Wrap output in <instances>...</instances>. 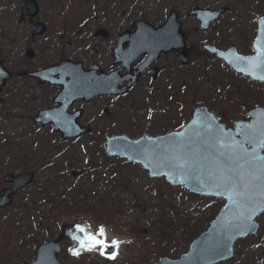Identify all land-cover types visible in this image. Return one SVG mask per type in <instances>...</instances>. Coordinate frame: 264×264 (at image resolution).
I'll return each instance as SVG.
<instances>
[{"label":"flooded vegetation","instance_id":"flooded-vegetation-1","mask_svg":"<svg viewBox=\"0 0 264 264\" xmlns=\"http://www.w3.org/2000/svg\"><path fill=\"white\" fill-rule=\"evenodd\" d=\"M15 1L18 4L21 2ZM35 1L40 7L37 18L22 19L19 14L18 19L5 21L0 27V62L14 75L3 92L8 91L11 83L15 82L11 90L23 100L26 97L37 102L42 92H48L46 104L38 111L64 107L69 104L70 98L61 94L60 87L41 84L36 79L19 75L24 72H38L59 65L62 61L77 65L82 73H91L93 83L101 82L109 89L114 88L115 95H98L88 99L89 101L83 97L70 103L65 115L72 117L76 125L91 130L72 143L93 134L97 130L96 124H115L117 104L122 105V114L126 109L127 113L136 115L140 114L142 107L145 111H151L152 106L159 104L157 114L160 116L161 113L164 120L160 121L161 131L151 135H164L180 129L200 106L207 108L221 124L232 129L235 128V123L259 122L262 118L264 79H253L244 75L245 70H236L225 61L215 58L204 49V44H209L221 52L236 48L237 53L243 57L255 56L252 44L259 34V17L264 14L251 12L247 8H262L264 3L238 6L234 3L229 5L227 0H193V4L191 0H163L160 8L154 12L144 7V0H62L68 7L74 4L78 18L40 20L41 4L44 0ZM166 2L169 3L168 14L163 5ZM50 8H57L56 4L53 3ZM195 8L208 10L209 19H198L195 15H190ZM171 11L176 12L178 22L186 35L185 50L189 59L186 66H182L179 61L182 49L174 43L165 44L166 48L157 53L164 43L177 39L179 41L175 37L174 29H170L168 35H165L164 26L172 22L167 19ZM38 24L44 26V34L34 36ZM143 24L151 28H140ZM141 32H144L145 38L152 40L149 44L138 43L135 39ZM159 37H163L162 41ZM28 51H31L33 57H30ZM181 66L184 69L189 68L187 74L180 72ZM263 71L255 69V72ZM128 77L131 78L130 82L137 80V83L127 88ZM116 92L123 93L116 95ZM182 94L185 100L193 102V109L188 117L186 115L188 120L180 124L177 117L181 110L177 113L176 109L181 108ZM58 95L59 104H54ZM200 96L202 100L197 102L196 99ZM36 114L29 115L33 125L49 129L50 136L61 139L62 135L55 132L52 125H36ZM17 158H21L19 154ZM40 166L45 170V165ZM25 172L33 171L18 170L17 175ZM34 174L36 176L35 172Z\"/></svg>","mask_w":264,"mask_h":264},{"label":"rangeland","instance_id":"rangeland-1","mask_svg":"<svg viewBox=\"0 0 264 264\" xmlns=\"http://www.w3.org/2000/svg\"><path fill=\"white\" fill-rule=\"evenodd\" d=\"M23 1L18 4L15 0H0V27L5 21L19 18ZM144 1V7L154 12L163 2ZM194 2L191 0L192 4ZM227 2L229 5L234 3L232 0ZM53 3L57 8H50ZM258 3H264V0H245L234 4L254 6ZM163 5L168 14L169 3ZM73 6L74 4L68 7L62 0H44L39 19H76L79 15L77 8ZM262 8L264 11V6ZM258 9L256 8L255 12ZM1 59L0 53V61ZM188 70L189 68L182 67L180 72L187 74ZM11 84L13 87L15 82ZM11 87L0 96V191L5 187L4 176L16 174L18 170L35 172L37 180L34 186L15 197L11 209L0 211V264L32 261L37 244L54 239L63 224L72 223L77 219L88 220L93 234L103 227L105 231L124 241L117 257L110 261L103 259L98 249L86 251L76 260L71 259L67 252L70 245L65 243L62 256L64 262L155 264L161 256L177 258L186 252L190 243L186 226L195 233L196 230L206 229L209 216L217 213L223 206L219 200H205L191 195L183 188L171 187L162 179H150L137 166L105 158L104 142L110 134H126L136 138L144 133L160 132L159 125L163 115L157 114L159 104H152L151 111H145L142 107L137 115L127 113L126 109L122 114V105L117 104L115 124H96L97 130L93 134L76 143L63 142L58 137L50 136L49 129L35 127L30 120V117L46 104L48 92H42L40 99L32 102L29 98L24 97L23 100L17 97ZM201 100V96L196 99L197 102ZM180 103L181 108L176 109V112L181 110L177 118L182 124L188 120L193 102L185 100L182 94ZM165 122L167 123V120ZM169 124L172 125L171 122ZM17 153L20 159L17 158ZM40 164L48 166V170H42ZM98 165L105 167L96 169ZM101 199L103 207L100 204ZM35 201L40 205L33 204ZM195 205L202 207L199 214L195 212ZM40 206L46 209L39 208ZM38 212H45L43 217L46 223L44 222L43 229L49 228L51 236L46 235L44 231L39 232L36 228L34 218ZM164 218L173 220L174 225L170 227V224L164 223ZM258 222L260 230L256 240L248 239L236 243L237 258L234 264H261V253L264 249V214ZM106 240L111 244L109 239ZM244 257L246 263L242 262Z\"/></svg>","mask_w":264,"mask_h":264},{"label":"water","instance_id":"water-1","mask_svg":"<svg viewBox=\"0 0 264 264\" xmlns=\"http://www.w3.org/2000/svg\"><path fill=\"white\" fill-rule=\"evenodd\" d=\"M39 6L35 0H26L24 3L21 18L25 19L26 17H30L31 19L35 18L39 14ZM209 11H203L198 8H195L190 12V15H195L198 19H209ZM218 15V13H215ZM215 19V18H213ZM212 19V20H213ZM264 17L261 18L259 24L260 28L263 31L264 30ZM168 20H171L172 22L168 23L164 26L165 29V35H168V31L170 29L175 30V37L179 38V41H172L167 42L162 45L161 48L157 50V53H161L166 47L165 44L170 45L171 43L176 44V47H180L182 49V53L179 57V60L182 64L186 65L188 64V52L185 50V35L182 33L181 24L178 23V16L175 12H171L170 16H168ZM176 23H174V21ZM146 29H150L151 27H148L146 24L142 25ZM203 27V26H202ZM142 28V27H141ZM44 26L41 24L37 25V29L34 32V36L37 35H43L44 34ZM205 29V28H204ZM144 32H141L139 34V37L135 38L138 43L142 44H149L152 40H150L148 37L145 38L143 36ZM157 33L155 35L156 39L155 42L157 43ZM161 35V34H159ZM159 39L162 41L163 37H159ZM204 47L209 50L211 53L214 54L215 57L219 59L225 60L228 64H230L234 69L241 71V69L245 70L243 72L244 75L250 77V76H256L254 79H260L259 76H264L263 72H255L249 64L248 60H253L256 57L249 58L247 60L241 61L238 60L235 54H231V52H234L235 49H230L227 53L219 52L216 49L212 48L211 46L205 44ZM254 51L257 52H264V32L260 33L258 39L254 43L253 47ZM28 54H31V51H28ZM30 57H33L31 54ZM142 71V70H141ZM20 76H28L34 79H38L41 84L50 83L53 86H58L62 88L61 94H65L70 98L69 104L65 105L62 108L54 109V110H44L40 111L38 114V117L36 118L35 122L37 124L42 123L43 125H48L52 123L54 125V130L58 131L62 134L63 139L70 140L75 139L78 137H81L83 134L90 131L89 128H81L75 124V121L72 119V117H67L65 112L67 111L70 103L72 101L86 97V99H91L98 95H115L114 88H108L104 85L99 84V82L93 83V76L91 73H82L77 65H74L70 62H62L60 65L45 69L40 72L36 73H21ZM12 74L6 70L1 64H0V93L2 92V89L5 87L7 81H9L12 78ZM135 82L130 83L127 87H130ZM94 84V85H89ZM122 92H116V95H120ZM65 96V97H66ZM58 98L55 99L54 103H58ZM205 116L212 117L215 124H218V121L213 115H210L208 111L205 108H198L193 116L191 121L180 131L170 133L165 136H159V137H151L149 135H145L141 138H138L136 140H131L127 135H118V136H110L107 139V142L105 144V154L108 158H117L119 160H126L129 163H134L136 165H139L143 171L148 173V177L151 179H157V178H164L165 182L173 187L182 186L185 188V190L189 191L190 193L205 197V198H216V199H223L226 201V204L224 208L220 211L217 218L211 223V226L209 229L204 232L202 235H200L196 240H194L189 249L188 252L181 255L179 259H171L168 257H162L156 264H220L223 262L230 261L235 256V249L234 244L236 241L240 239H247L250 235L253 239L257 238L258 236V230H259V224L257 223L256 219L263 214L264 212H260L255 218L254 223L257 225V227L252 230L248 231L246 235H239L238 230H233L227 234V236L231 237L230 239L226 238L222 231H221V220L224 222H237L234 217V213L237 211V209L231 204V202L228 200L227 194H216L217 190L213 188H204L200 189L195 183H185L182 179V177L170 170L167 167H161L158 163L157 157L152 152V144L151 142H160L161 140L164 141L165 144L170 143L171 137H176V133H189L192 134L196 130L199 129V125L202 122L203 118ZM197 121L196 125H193V121ZM258 122H255L254 124H257ZM254 124H236V131H232L226 128L225 125H220L224 129V131L231 133V135L236 140H241V138H237L236 135H239V129L237 128V125H254ZM139 142V144H137ZM163 146V145H162ZM246 148H248L249 151L252 150V146L245 145ZM264 150L260 148L259 146H256L257 154L260 156H264L261 154V151ZM156 173V175H153V173ZM168 172L169 175L165 176L163 173ZM5 183L10 185L8 189L3 190V192L0 194V209H5L7 207H10L12 205L13 197L20 191H23L27 187L33 184L34 182V174L32 173H26L19 176L15 175H8L4 179ZM226 205H228L226 207ZM76 225H80L85 229L84 232H79L76 230ZM88 233V227L86 222L76 221L73 224H64L60 229L59 236L49 242L41 244L40 246L36 247L35 249V259L34 261L27 263L22 262L19 264H64L59 261V257L63 253L62 249V243L65 241H71L74 243V247L72 249L77 250L79 253L80 251L86 249V248H80L77 241L73 239V236H79L81 238H84L86 234ZM213 240H223L224 243H226L227 247L224 248L221 246V254L214 255L211 258L208 259H199L198 257L201 256L203 253V250L205 249L206 245L209 244L210 241ZM107 251L104 253L106 257H112L115 255V247H109L107 246ZM70 254L72 256H77L78 254H74L73 251H70ZM262 264H264V251L262 253Z\"/></svg>","mask_w":264,"mask_h":264},{"label":"snow or ice","instance_id":"snow-or-ice-1","mask_svg":"<svg viewBox=\"0 0 264 264\" xmlns=\"http://www.w3.org/2000/svg\"><path fill=\"white\" fill-rule=\"evenodd\" d=\"M237 59L247 60L246 57ZM248 64L253 70H264V52H258L256 58L248 60ZM192 123L196 125L197 121ZM237 128L241 140H236L222 126L215 124L212 117L205 116L199 129L192 134L178 132L176 137L169 138L171 142L168 144L163 140L151 142L152 152L161 167L178 173L185 183H195L200 189H216V194H227L237 209L233 214L237 222L221 220V231L228 239L231 237L227 234L234 229L239 235L254 230L257 227L254 218L264 212V156L256 151V146L264 149V114L257 124L237 125ZM245 145L252 146V150L249 151ZM163 174L169 175L168 172ZM76 230L85 231L80 225H76ZM105 236L104 228L100 227L96 234L89 232L84 238L74 235L73 239L80 248L98 249L104 254L107 247ZM111 244L117 246L119 241L112 240ZM221 246L227 247L223 240L210 241L198 258L208 259L221 254ZM70 251L78 254L75 249Z\"/></svg>","mask_w":264,"mask_h":264},{"label":"trees","instance_id":"trees-1","mask_svg":"<svg viewBox=\"0 0 264 264\" xmlns=\"http://www.w3.org/2000/svg\"><path fill=\"white\" fill-rule=\"evenodd\" d=\"M232 1H234V2H240V1H245V0H232ZM101 201V207H103V200L101 199L100 200ZM33 204H35V205H40V203L39 202H37V201H35V202H33ZM34 205V206H35ZM39 208H44V209H46L45 207H43V206H40ZM194 209H195V212L197 213V214H199L200 213V211H201V209H202V207H200L199 205H195L194 206ZM44 213L45 212H38L37 213V215L35 216V218H34V224H35V226H36V228L39 230V232L40 231H44L45 233H46V235H48V236H51L52 235V233L50 232V229L48 228V229H43V224H44V217H43V215H44ZM215 216H216V212L215 213H213L211 216H209V218H208V220L206 221L207 223L209 222H211L214 218H215ZM41 219V220H40ZM164 219H166V218H164ZM183 223H185V221H182ZM46 223V222H45ZM164 223H168V224H170V227H172L173 225H174V222H173V220H171V221H168V219H166V222H164ZM186 224V223H185ZM179 225H181V220H179ZM187 227V232H186V235H187V239L191 242L192 240H194L196 237H198L203 231H205L206 229H199V230H196V232L197 233H195V232H193V230H191V229H188V226H186ZM176 230V229H175ZM176 231H178V230H176ZM186 244V243H185ZM189 245V244H188ZM241 259V258H240ZM242 262L243 263H246L247 261H246V257H244L243 258V260H242ZM230 264H234V262H232V263H230Z\"/></svg>","mask_w":264,"mask_h":264},{"label":"bare ground","instance_id":"bare-ground-1","mask_svg":"<svg viewBox=\"0 0 264 264\" xmlns=\"http://www.w3.org/2000/svg\"><path fill=\"white\" fill-rule=\"evenodd\" d=\"M105 234H106V236L104 237L105 239H109L110 241H112V240H117V241H119V244H121L123 241H124V239H121V238H119V237H116V236H114V235H112L110 232H108V231H105ZM91 251H93V250H91Z\"/></svg>","mask_w":264,"mask_h":264}]
</instances>
